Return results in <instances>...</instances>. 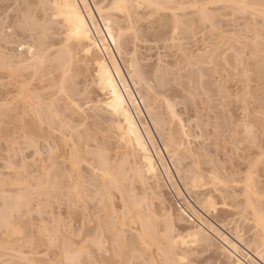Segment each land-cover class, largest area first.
<instances>
[{
  "label": "rangeland",
  "instance_id": "1",
  "mask_svg": "<svg viewBox=\"0 0 264 264\" xmlns=\"http://www.w3.org/2000/svg\"><path fill=\"white\" fill-rule=\"evenodd\" d=\"M24 1L0 0V181H2L0 182V209H3L2 207L6 208L7 205L5 206V204L8 201L12 202L11 200L16 199L15 197H17V195L19 196V193H21V196L23 194L22 197H25L26 195L24 196V194L27 189H24L28 186L29 191L32 193H28V195L26 196L27 204H24L25 206L27 205L26 208L22 206L21 208H19L20 210H16L17 213L19 212L18 215L17 213L13 212V214H11L12 217L10 214V218L8 217L10 221H12L13 225H15L20 230V232L16 234L14 233L15 235L9 233V236L8 231L10 230L7 231L5 228H3V226L0 227V264H65L63 261L66 260H64L62 252L66 250L65 247H67L68 249L67 244L69 245V243L71 245V249L69 250H73V246L76 248L83 247L84 249H87L86 251H91V253L87 252L89 255H91V258L93 255L101 261V264H105L106 260H103V257H107V262H109L108 256L109 258L111 257L113 247L111 246L112 244H110L111 241L109 242V240L111 239H107L111 237H108L107 234L106 237L104 232H101L103 230H107H100V228L97 227V223L99 226V221L103 220L104 223V220H107V222L108 220H111L110 222L114 223L117 229H122V234L124 236H128L130 238L132 236L134 238L135 236L133 235L137 236V233L141 229V219L135 217V213L138 212L139 215L150 218L153 221V229L156 232L155 236H158V238L161 237L159 238V240L162 238V240H164V233L168 232L165 231L168 224L165 223L164 225V222L167 221H165V219L163 221V215L165 216L166 209L165 207L164 209L163 206H170L169 208L172 209L173 212H171L174 213L173 215L176 219L177 214L175 213L179 212L180 208L186 209V207L188 206V202L189 205H193L199 212V214L196 213V216L194 217L195 214L190 213V210L188 211V209H186V211L189 212L188 214H190V216L193 214V217L191 216V218H193L194 223H198L197 218L199 219L201 215L200 218L202 219V223L203 219L204 221L212 223L218 230H220L221 233H225L224 235H226L231 241L234 240V242L237 243L240 249L244 251L243 253L246 259L245 262L248 260L246 262L247 264H253V262L254 264H256V262L257 264H264L262 260L254 255L255 253L253 254L254 248L251 249L253 252L249 250L252 245L250 247L246 245V247H248L247 250H249V253L247 252V250H245V244L247 242L245 244L243 243L245 241L241 242V239L243 240V238L239 237L238 235L243 234L242 237L244 236V239L250 240L252 239L251 237L256 238V236H258V233L262 234L263 232L262 237L264 238V231L262 229H258V227H261L262 225L264 226V203H258L264 202V192L260 194L257 193L264 191V31L262 30L263 28H261L264 27L262 25L264 18L255 10L256 7L258 8V10H260L261 7L262 9L260 11L262 12V10L264 9V0H262L263 2L261 0H255L254 3V0H247L248 2H251L248 7H251L253 10L248 7L246 8L247 10L245 8V10L243 8H241L240 10V8L236 6L239 3L236 4V2H233L235 0H173V3L172 0H160L163 2H160L158 0V2L162 4V6L161 4H159L161 7L142 4L141 7L137 9V13L135 12L134 14H132V16L134 17L131 16V21H123L125 19L122 20L123 25H128V28L126 27L127 25L124 26L128 31L127 33L131 35V37L130 35L127 36L130 37L129 43L131 42L130 44L128 43V50L126 49L127 53L129 54L128 56L130 57L131 54H133V58L136 56L137 58H135L138 59L139 65H142V69L146 71L149 83H152L154 86H152L151 84L150 85L152 87H155L152 88L153 91L155 90V92H151V94L153 93L152 95L154 96V93H156L157 91L156 94L158 95V98L157 96H154V98L158 99V101L156 99V103H158V105L160 106L159 108L166 114L167 117H170L169 109L166 107V102L163 99L165 96V99L168 98L173 105L175 104L173 106L175 112L177 113V115L179 114L178 117L180 116V120L183 119V121L186 123L185 124L183 122V124L185 125V129H188V131L186 129L187 138H182V140L184 139L183 145L186 144L185 147L188 146L191 152H195L194 154L192 152L193 155L190 154L193 156H190L191 159L187 157L188 162L186 159L185 163H189L188 166H190L191 164H193L192 162H196L194 160L199 161V164H197V166H192L194 170H197L195 168L199 165L200 167L198 168H200V170L202 169L204 175L199 182L201 183V185L199 184V188L197 187L195 190H209L212 196H210V193L206 194L207 196H210V198H208L212 200L213 203H209L210 205L207 203L208 206L213 205L214 209H212V207L203 206L206 208H204L205 210L203 209V207V210L200 209L201 206L198 203H195L194 199L196 197L192 192L191 194L188 193L189 191L187 192L183 190L184 187H182V184L179 180L178 184L180 183L179 187L181 186L180 190L183 193L181 195L182 197H179L180 195L177 196L178 194H174L176 192H174L173 190V193L172 191L168 193L169 189H167V186L161 188V192H164V197L166 198L165 200H167L165 202L166 204L164 203L165 205L159 204L160 202L155 199L156 197L154 198V195L152 197L150 193L147 194L145 188L143 191L138 183L133 182L130 184L129 180H121V178L118 180V187H109V191L111 192V196L109 195L110 199L102 198V194L100 193L101 191L98 187L99 185L97 186L96 184V186H94L95 182L93 180L96 179V176L93 175L92 178L95 177V179H92L90 178V174L88 179L85 178L87 173H85L86 169L84 167L87 168L86 172H88V175L89 173H92L91 169V172H89L88 167L91 168L92 166H94L96 168V156L94 157L95 154L93 153H91L92 155L87 153V155L89 154L88 157H86L87 155L83 153V156L86 155L84 156V160H87L88 158V160L90 159V163L88 160H85L87 163H82V161L84 160L81 161V166L83 169L81 170L84 173V176H82L80 182L84 181L83 178H85V181L84 183L81 182V187H79L78 184V188L81 189L80 191L78 190L79 192L76 191L77 189L75 190L73 188L75 191H69L68 194L59 193V186H61L59 184H57L59 190L53 188L56 191L53 193L51 192L50 195H45V192H41V190L43 191V189L44 191H46L48 185L46 186L47 188L45 187L43 189H40L44 182L40 186L39 183H37V181L39 182L38 179H40V177L44 176L45 174H50V172L52 171H49V168V172L46 173L47 170H45V174L42 171L45 168L47 169V167L44 168V166H48V161L49 167L51 168L52 166H50L51 161L50 159H48L49 155L47 153V150L51 147L47 148L48 146H46L47 144L45 143L48 140L49 142L51 140H53L52 142L57 141L56 139H58V136L63 135V133L61 132L63 131V127L61 128V130H58V128H56H60L59 121L63 120L67 115H69L72 110H77L76 108L75 110L74 107L71 106L74 105V103L80 105V110L81 108H86L87 110V106L89 107L92 101L96 103L97 100H100L97 98H101L103 96L101 94L99 95V92L96 91L97 89L94 86L93 88H91L92 80L89 81L90 79H92L91 68L87 70V68L90 67V64L87 61L79 59L82 56L77 57L79 54H81V52L78 53V55L74 54L76 57H72L77 58V62L75 61L77 63V66L75 62L73 63V59H71V63L70 61L69 63H64L66 61V57L63 58L65 60L61 59L63 60V63L59 62L60 64H63L64 67L65 64H68L72 67L70 69V72L68 73L67 71L70 68L69 66H66V68H69H67L68 70L65 68V71L63 65V68L61 67V65H59L61 70L63 69V71L68 73H66L67 75H65L64 72H61L59 68H54L59 64L58 62H52L53 60H57V58L53 59V57L59 50L58 49L56 51L54 48L57 49L61 46L54 47V45L56 44L60 45L58 44L59 42H54L56 41V37H54L56 35L54 34V36H52L54 37V39L51 37L54 41L51 40L48 35V41L51 40L52 45L54 42L53 50H55V52H51L52 45L50 46L49 43L46 42L47 33L49 34V32H46L45 29H42L46 33V36H43L42 33L44 35L45 33L41 31V28H43L45 23L47 24V22H45L44 24L42 23V26L40 24L41 27L38 26L34 30L31 29V32L22 31L17 27V23H19V21L23 22L25 17H32V15L36 13L35 11H33V8H40V5L37 6V4H35V6L32 3L34 5L33 7L30 0H27V2L26 0ZM14 2L15 4L17 3L19 8L14 4ZM201 4H205L202 9L205 8L206 12H208H203L205 13V15H208L209 13H211V15L212 13L213 15L216 14V16L214 15V17L212 18V20L208 19L211 18V16H206L207 19L203 21L204 18H202L201 21L199 17V14L201 13H197L198 10H196V7L197 9L201 8ZM29 5H31L33 8L29 7ZM179 6H182L183 8L179 9ZM29 11L33 12L30 13ZM26 12L29 13L27 14ZM183 12L185 13L184 15L182 14ZM38 13L39 11L36 13L37 18ZM39 16L42 17V15ZM39 18L38 20L40 21L41 18ZM176 18L179 19L177 20ZM15 22L17 25L15 24ZM41 22H44L43 18ZM5 24H7L9 28L13 27L14 32L12 31L11 33H6ZM54 28L52 26V29ZM52 29L51 27H49L51 33L52 31L54 33L55 30ZM37 31L41 32V34ZM37 33L39 36L37 35ZM33 34H35L34 37ZM36 36L37 38H35ZM40 37L41 39H44L43 43L45 42L48 47H51V50L47 49L48 47L46 48V45H44L45 43L43 44L45 46V51L44 46L41 43V45L43 46V51L45 53L41 50V45L38 47L41 40L38 43L35 41H37L36 39H40ZM57 37L59 36L57 35ZM29 42H35V44L37 43L38 45L36 44V46L39 48V51L41 50L42 53H44V56L46 54L52 56H48L49 60L48 58L43 59V62L40 63L41 65L44 64L43 67L40 66V64H36V66L32 65L31 67H25L23 65L15 64L14 61H16L20 56L25 55L26 51H28ZM22 43L24 45L23 50H21ZM48 50L49 52L47 53L46 51ZM52 53L54 54V56ZM215 55H217V58H215ZM201 57L203 58L202 60ZM210 57L212 58V60ZM49 62L55 63L56 66H54V64H50ZM85 62H87L89 65H85ZM214 63H216L214 65L215 68H212L208 72L209 66L211 67ZM47 65L49 66V68H46ZM200 66L204 67L206 70L203 71L204 68H202V70L197 73H201L199 75L200 78L198 79V75L194 77L195 74L193 75L191 71H193V69L194 71H196L195 69L199 68ZM207 66L208 68H206ZM40 67H42V69ZM200 69L201 67L198 70ZM213 69H215L216 71L214 72ZM59 70L60 77L63 78L64 76V81L61 80L62 78L60 79L62 83L65 82V77H67L71 81L69 83H66V85L68 84V86H64L65 83H63L62 85H60V83L58 84V82H60L59 75L56 73H58ZM88 71L91 74L90 77ZM206 71L208 72L207 75H205L204 73ZM210 71H213V73H210ZM52 72L55 74H53ZM46 73L50 75L48 76ZM53 76H55V78H53ZM49 77L53 78V81H51L52 78L50 80V82H53L51 84L48 81ZM56 77H58V80H56ZM192 77L194 79L196 78V81ZM54 81L56 83H54ZM47 82H49L51 86H48L49 84ZM61 86L65 87H63L64 91L62 90V93L60 89L62 88ZM47 87L50 89L51 87H54V89L56 87V91L52 88L56 92V94L53 90L50 91V89H48ZM57 87L60 88L58 89ZM67 87L69 88V90H66L68 89ZM59 90L60 95L57 93V91L59 92ZM66 91H69V93ZM18 93L21 94L19 95ZM49 93L51 94V96L53 94L55 96L58 94V97L61 96V99H57V96L55 99V101L57 100L59 101V103L52 102L54 100H52L51 98L50 101L48 98L50 96ZM93 93L94 96H97V98L92 97ZM35 95H39L40 97L33 98ZM46 95L49 96L46 97ZM54 95L52 96L53 99ZM66 95H69L70 97ZM67 97L71 99L68 98L66 101H64L65 99L62 100V98ZM91 97L95 99V101L92 100ZM39 98L42 99L40 100ZM43 98L44 101H42ZM35 99L36 102L39 100L42 101L43 104L45 103L43 105L42 102H38L41 103L42 108H46V104H48V107L52 110L51 111L49 109L50 114L53 113V109H55L56 111L59 108L57 111L60 114L63 113V116L58 115V113L56 112L55 116L58 119L55 118L54 114H51L53 120L52 123L50 122V120H48V118L47 120L49 121V123L48 121H45V119L40 121L42 122V124L39 122V120H37V124L36 119H33L34 115L31 113H36V109L41 110L42 108L40 109V107L38 106L40 104L36 103ZM45 100L47 102L49 100V102L56 103V105L61 104L62 106L66 104L64 102H67V105H69V107L67 105H65L67 106V108H65V106L62 107L61 105H58L59 107H56V105L52 103H50L52 105L50 107L49 103H47ZM61 100L63 104L61 103ZM70 100L72 102H70ZM33 101L37 105L34 104ZM13 102L17 104H14ZM12 104L16 109H12ZM53 105H55V107ZM31 107L33 108V111ZM61 108L65 109H62L60 112L59 110ZM68 108H70L71 111ZM89 109L90 107L88 108V110ZM14 110L16 113L14 112ZM49 110L46 109V111L48 112H45L49 113ZM80 110H77L76 112H80ZM90 110H84V113L82 112V115L85 114L87 116V118L85 116V121L89 124L91 122ZM11 111L16 114V118L15 114L13 115ZM67 112L69 113L67 114ZM87 112H90L89 115L87 114ZM42 113L44 114V112ZM50 114L47 115L50 116ZM47 115L45 116L47 117ZM29 116L32 118H30ZM59 116L61 118H59ZM169 117L168 119H170ZM14 118L15 121L13 120ZM19 118H21L22 120ZM53 118L57 120V123H54L55 121ZM177 118L173 119L175 122L174 124H171L172 127L176 125L178 121ZM27 120L28 122L33 123L35 121L36 125H38L37 127H41L42 129L44 128L43 131H38V129L40 128L36 130L40 135L38 133H35L36 131L30 133L26 130L27 128L29 130V127H27V125L24 123H27ZM44 121L45 123L47 122L46 125ZM16 123L19 124L20 128H22L21 126H23L25 130L21 129L20 132V128H17L18 126ZM39 123L42 126H39ZM11 124L13 125V127ZM47 124H49L48 127ZM176 126L178 127V125ZM176 126H174V128ZM52 129L57 130L52 131ZM22 130L27 131L29 134L35 133L29 135L27 132H25L29 136H31L29 137L30 139L33 137L32 139L35 140L30 141L25 137L26 134L23 135V137L22 133L24 134V132H22ZM45 130H49L48 134H46L47 131ZM18 131L19 134H17ZM65 131L67 132L66 129L63 132ZM42 132L44 133L43 137L41 135L43 134ZM36 134V137L33 136ZM45 134L49 136L46 137ZM54 134L57 135L55 136ZM52 135L53 137L51 139ZM64 135H66V133ZM37 137L39 139H37ZM65 138L67 137L65 136ZM184 141L186 142L185 144ZM30 142H33V145L30 144ZM49 142H47L49 146L53 145L52 142ZM91 144L93 146L91 150H93L95 148V145L91 142L89 147L91 146ZM109 145L111 153L117 151V148H115L118 147L117 144L110 143ZM89 147L87 149H89ZM53 150L55 149L53 148ZM196 152L197 154H195ZM89 156H93L92 158L94 159L95 164L93 163V159ZM45 157H47V162ZM195 157L197 159H195ZM59 159L60 158H57V160ZM88 163L91 165H87ZM50 175V177H52V174ZM213 175H215V180L212 179ZM41 178L42 181H44L43 177ZM49 180L47 179L45 180V182L48 183ZM93 182L94 185L92 184ZM246 188L250 189V192H248L249 199L251 200L253 206L254 204H257L255 205L257 208L254 206L253 209V207L251 208L249 206H246L244 194ZM64 190L65 189H62L60 190V192H64ZM149 190L147 191L149 192ZM50 191H52V189ZM150 191L152 192V190ZM231 193L233 194L231 195ZM257 195L258 197L260 196L263 199L256 200L258 198ZM101 198L104 200H102ZM184 199H187L186 201L188 202H184ZM24 200L25 199L23 198L22 203L24 202ZM132 200L141 202V208L132 209ZM10 202H8L7 204L13 205V203H15ZM260 204H262L263 206ZM258 205L263 209L258 210ZM256 209L258 210V212ZM3 210H0V212ZM151 210L154 212H150ZM254 212H256V214ZM179 213L182 214L181 212ZM184 216H186L185 218L188 220V222L185 218V220H180V223L177 222V224L180 225L178 226L177 224H175V228L177 229V231H184L183 228L185 227H183V230H181L182 225H187L188 227V225L193 224L192 220H190L187 215ZM0 217L2 219V212ZM257 218H261L262 220H257ZM113 220L115 222H113ZM260 220L262 221L261 226L258 225L260 224ZM24 222H27L29 224V226H27L29 229L27 230L28 232H23ZM103 223L100 222L101 228H104V226H102ZM204 224H206V222H204ZM13 225L12 227L14 228ZM256 227L257 230L255 229ZM177 231H173L172 234ZM172 234L170 233V235ZM236 234L237 238L239 237V239H235L234 236ZM168 237L169 236H167L165 240H168ZM212 237H214L213 239L215 240L212 241H219L218 243H221L220 245H224V243L218 240L217 237H215L214 235H212ZM137 238L138 237H136V239ZM10 239L11 245L8 244V242L10 243ZM13 239L15 241H13ZM186 239L188 241V247L185 250L187 251L186 255H184V250V252H182L178 248V250H180L178 251L180 255L183 254V258L180 257L181 260H174L175 262L172 261L174 258L177 259V256L175 255H169L171 257L170 258L168 255V257H166V255L162 254V258L165 256L166 261H168L167 258H170L169 260H171V263L168 261L170 264H217L221 263V260L223 262H226V259L223 258L222 254H220V258H218L219 255L216 256L217 252L218 254L220 253L218 250H216V253L214 254L213 248H211L213 252H210V249L204 250L203 248L205 247L202 248L200 246V243L195 244V242H192L191 238L188 237ZM92 240H95L96 243H100L96 244L94 241L93 244ZM252 243L253 242H251V244ZM100 245L103 246V250L101 249ZM216 245L220 246L217 243L215 244V246ZM131 250L132 251L130 252V258H132L131 262L133 264H150L147 254L140 253L139 250L134 248H132ZM87 253L78 254L87 255ZM155 253L159 255V257L158 255L156 257L159 260L161 258V252L155 251ZM247 253L253 258L250 257ZM78 254L76 256L72 251L67 255L73 257L75 255L74 258L77 259L75 261L76 263L80 261L77 257H83V262L89 259L88 255L86 256L88 259L84 260V256H78ZM95 257H93L94 263L100 264L99 262H96L97 260L95 259ZM165 257L163 258L164 260ZM216 258H218V260H215ZM118 260L119 257L116 256V262L114 261L115 263H110H121V259L119 261ZM82 261L79 264H81ZM90 261L92 264H94L92 262V259L87 261V263L90 264Z\"/></svg>",
  "mask_w": 264,
  "mask_h": 264
},
{
  "label": "bare ground",
  "instance_id": "2",
  "mask_svg": "<svg viewBox=\"0 0 264 264\" xmlns=\"http://www.w3.org/2000/svg\"><path fill=\"white\" fill-rule=\"evenodd\" d=\"M14 1H16V0H14ZM30 1H31V4L32 3L34 5L37 4V6L40 5L39 9H37L38 7H35V9H37V10H35L33 8L34 7L33 4H32L33 7L31 5H29V7H32L33 11H35L36 13L39 11L38 18L40 17L39 15H42V17H40L41 19L39 18L40 22H41L42 18L44 20V22H42L43 24L45 22H47V24L45 23V25H44L45 28L44 27L41 28L42 32H44V30H42V29H45L46 32L47 31L49 32V34L47 33L46 39L48 38V35H49L51 40H53L54 37H56V41H54V40L53 41L56 43L59 42L58 44H60V45H57V44L54 45V42H53L54 47H57V46L60 47L61 46L60 48H57V49L54 48L53 45L51 44V40L48 41V39H49L48 38L46 40V42H48L50 46L52 45V50H51L50 49L51 47H48V45L45 42H44L45 44L43 43V40L45 39L43 36H46V33L44 32L45 35L42 33V35H43L42 37L44 39L43 38L41 39V37H40V39H36L37 41H35L38 43L41 40L39 45L36 43L38 45V47L42 43V45L43 44L46 45V48L48 47L47 49L51 50V52H53V51L55 52V50L57 51L59 49L58 52L55 53L56 57L52 53L54 56L53 59L57 58V60H55V61L53 60L52 62H58V63L59 62L63 63V60H65V59L67 62L65 61L64 63H69V61L71 63V59H73L72 61L74 63L77 60V58H72V57H76L75 55H78V53L81 52L82 55L79 54L77 57L82 56L79 59H81L83 61H87L90 64V67L87 68V70L91 68L92 76L88 71V73L90 74L89 77L90 76L92 77V79L89 78L90 79L89 81L92 80V82H91L92 87L91 88H93V86H94L97 89L96 91L99 92V95L101 94L103 96V97H101L102 98L101 99L99 97L97 98V96H94V93L92 94V97H95V98L100 99V100L96 99L97 101H96V103H94L92 100L95 101V99H93L91 97L92 103L91 102L90 103H91V105L94 103L93 104L94 106L92 105L93 106L92 107L89 104L90 105L89 107L91 109V110L89 109L91 111V113L89 112L90 117H91L90 124L85 121L86 115L85 114H83L84 116L82 115V112L84 113V110L89 111L88 110L89 107L87 106V110H86V108L85 109L81 108V110H82L81 111L80 105H79V108H76V109L80 110V112L79 111L76 112L77 110L75 108L74 109L76 111H74V110L71 111L70 108H68L71 112L66 117L64 116L66 119L64 117H63L64 119L62 118L63 120L60 119L61 120V121H59L60 125L58 122V125L60 126V128L56 127V125H55V127L58 128V130H61V128L63 127L62 130L64 131L66 129L67 132L61 131L63 133V135L65 133H66V135L63 136L62 134H60L63 137L58 136V139H56L54 137L57 140V141H54L55 144H54V142H52L53 140L50 141L53 143L54 146L48 145L47 142H49V140L48 141L46 140L47 142L45 141L46 142L45 144H47L46 146H48L47 148L51 147V148H49L50 152L48 149L47 153L49 155L48 159H50V161H51L50 166L51 165L52 166H51V168L49 167V161H48V164H47L48 166H44V168L47 167V169L45 168L42 171L44 173L45 170H47L46 171V173H47L50 170H52L54 173L52 171L50 172V174H52V177H50L51 175L49 173H48V175H46L45 173H44L45 175L41 174V175H44L45 177L41 176V177H43L44 181H42L41 177H40L41 180L38 179L39 182L37 181V183H39L40 186L44 182V184L41 186L40 189H43L48 185V188L46 187L48 192L46 189H45L46 191H44V189H43V191L41 190V192H43V193L45 192L46 193L45 195H50L51 192L53 193L59 189L60 190L65 189L66 190V192H65V190H64V192L63 191L60 192V190H59V193H67V194L69 193V191H75L76 189H77L76 191H78V190L80 191L81 189L78 188V184H79V187L82 186V184H81L82 181L80 182V180L82 179V176H84L83 175L84 173L82 172L83 169L81 166L82 165L81 161L84 160V158H85L84 156H86L87 153H89V154L93 153V154H95L94 157L96 156L95 161H96V168L97 169L94 166H92L91 168L88 167L89 172L92 171V173H89V175H88V172H86L87 168L84 167V165H83V167L86 169V171L85 170L84 171H85V173H87L85 178L88 179L90 174H91L90 178H92L93 175L96 176V179H95V177L92 178V179H95V180H93L95 182V185H94V182L92 184L94 186H96V184H97V186L99 185L98 187H99V190L101 191V192L100 191L99 192L102 194L101 197L104 199H110L109 195L111 196V192L109 191V189H110L109 187H118V182H119L118 180L121 178V180H129L130 184L133 182L138 183L139 186L143 189V191L145 188L147 194L150 193L152 195V197L154 195V198L156 197L155 199H157L158 202H160L159 204H163V205L166 204L165 202L167 200H165L166 198L164 197L165 196L164 192L163 191H162L163 193L161 192V188L166 187V186H167V189L170 190V191L168 190V193L173 190L174 192H176L174 194H176V195L178 194L177 196L180 195L179 197H182L181 195L183 193L180 190L181 186L179 187L180 183L182 184V187H184L183 190H185L187 192L189 191L188 193H191V192L193 193V195L196 197L194 199L195 203H198L201 206V208H200L197 205L200 209H202L203 206L207 207L209 203L213 204L212 200L209 199L211 196V193L209 190H207V191L198 190V189L195 190L197 187L199 188V184L201 185V183H199V182H200L202 176L204 175V173H203L202 169L200 170V168H198V167H200L199 165H198V167L195 168L197 170H194V168H193V166L195 167V165L197 166V164H199L198 160L192 159L196 162L191 161L193 164H191L190 166H188L189 163H185L187 157H189V159H191L190 156L193 157L192 155L194 154L195 151L194 152L192 151L193 152V154H192V152L190 151L188 146L185 147V145H186L185 141H184L185 145H183V140L185 138H187L186 135H187L188 129L186 128L187 129V131H186L185 125L183 124V122H184L183 119H181L182 120L181 121L179 118L180 116L178 117L179 114L177 115V113L175 112V109L173 108V106L175 104L173 105L169 101L170 99H168V98L165 99V96H164L163 99L165 100L166 107L169 109V113H170V117L168 116L170 119H168L166 114L164 112H162L161 109L159 108L160 106L158 105V103H156V99L158 98V95L156 94L157 91H156V93H154L155 94L154 96H157L156 99L152 95L153 93L151 94V92H155V90L153 91V89H152L155 87H152L154 85L152 83H149L146 71H144V69H142L143 68V67H141L142 65H139L138 59H136L137 57L135 56L136 58L135 57L133 58V56H132L133 54H131L129 57L128 56L129 54L126 51L131 35L128 34L127 33L128 31L126 30V27L128 28V25L126 24L127 25L126 26L124 24L126 26L125 27L122 24V20L125 19L123 21H128V20L131 21L132 14H134L137 11V9H139L141 7L142 4L159 7L160 6L159 4H161V3H159L158 0H30ZM26 2H27V0H26ZM160 2H163V1H160ZM233 2L234 3L236 2V4L244 3V4H247V6H249L251 4V2H248L247 0H235ZM254 2H255V0L253 1V3ZM38 3H40V4H38ZM172 3H173V0H172ZM14 4H15V2H14ZM29 4H30V2H29ZM15 5H17V3ZM21 5H23V4H21ZM204 5L205 4H203V5L201 4L200 9H197V7H196V10H198L197 13L198 12L201 13V14H199L201 21H202V18H204L203 21L206 20L207 19L206 16H208V17L211 16V18H208V19L212 20V18L214 17V15L216 16V14L213 15V13H212V15H211V13H209L208 15L207 14L205 15V13H208V12H206L205 8L202 9V7H204ZM161 6H162V4H161ZM170 6H172V5H170ZM17 7H18V5H17ZM180 8H183V7L179 6V9ZM238 8H240V7H238ZM248 8L252 9L251 7H248ZM172 9H173V7H172ZM261 9L262 8L260 7V10ZM240 10H241V8H240ZM255 10L258 12L259 15H261L260 14L261 11L258 10L257 7ZM33 11H29V12L31 13ZM262 11H264V9ZM184 12L182 13L183 15L185 14ZM203 12H205V13H203ZM253 12H255V11H253ZM36 13L33 15L31 14L32 17H34V16L36 17ZM29 17H31V16H29ZM132 17H134V16H132ZM263 18H264V16H263ZM42 23H40L41 26H42ZM15 24H16V22H15ZM48 24L52 25L53 28L54 27L55 28L52 29V26H49ZM46 25H47V27H46ZM262 25L264 26V20L262 22ZM48 26L51 27L52 30H55L54 33L52 31L53 34L49 30ZM47 28H48V30H47ZM261 28H263L262 30L264 31V27H261ZM28 31H30V30H28ZM38 33L41 34V32H38ZM38 33H37V35H38ZM54 34L56 36H54ZM34 35L35 34H33V37H34ZM57 35L59 37H57ZM129 35H130V37H127ZM52 36H54V37H52ZM11 38H13V37H11ZM35 38H37V36ZM35 38H33V39H35ZM35 42H33V43L29 42L28 51H26L25 55L20 56L16 61H14L15 64L23 65L25 67L26 66L31 67L32 65L36 66V64L42 63L43 59H45V58L46 59L48 58V60H49L48 56H51V55L46 54L45 55L46 57L44 56L45 46L43 45L44 51H43V46L42 45L40 46V47H42L41 50L44 52V53H42L41 50L39 51V48L36 46ZM30 48H34L35 51L30 52L29 51ZM53 48L55 50H53ZM49 50L46 52L48 53ZM213 52H214V50H213ZM57 55L59 58L57 57ZM64 57H66V58L63 59ZM202 57H201V60L204 58V57L203 58ZM213 58H214V56H213ZM215 58H217V55H215ZM61 59H63V60H61ZM211 60H212V58H211ZM50 61H51V59H50ZM87 62H85L86 63L85 65L88 64ZM11 63H12V61H11ZM49 63L54 64V66H56L55 63H51V62H49ZM73 63H72V65H73ZM215 64L216 63H214L211 67L209 66L208 72L212 68H215L214 67ZM43 65L40 64V66H42V67H43ZM59 65H61V67H62L63 64L59 63L54 68L60 69ZM66 66H69V65L65 64V67L63 65L64 69L66 68ZM76 66H77V63H76ZM42 67H40V68L42 69ZM69 67H67V68H69V70L66 68L68 70L67 71L68 73L70 72V69L72 68L71 66H69ZM200 67H201V69L198 70ZM200 67L195 69L197 72L194 71V69H193V71H191L193 75L195 74L194 77H196L198 75L197 76L198 79L200 78L199 75L201 73L200 74H197V73L199 71H201L202 68H204L202 66H200ZM46 68H49V66L47 65ZM206 68H208V66ZM66 69H65V71H66ZM50 70H52V69H50ZM60 70L58 71V73H56L59 75V81L60 82H58V84L60 83V85H62L63 83H65L64 84V86H65L66 83H69L71 81L67 77H65L66 78L65 82L62 83L61 80H63L64 76H63V78L60 77V74H59ZM190 70H192V69H190ZM205 70L206 69L204 68L203 71H205ZM65 71H63V69L61 70V72H64V74L67 75L68 73ZM213 71L215 72L216 70L213 69ZM213 71H210V73H213ZM48 72H49V70H48ZM208 72L207 71L204 72L205 75H207ZM53 74H55V73H53ZM43 75H45V74H43ZM58 75H56V76H58ZM202 75H203V72H202ZM68 77H69V75H68ZM51 78L52 77H49V80H48L49 82H50ZM53 78H55V76H53ZM53 78L51 81H53ZM57 78L58 77H56V80H58ZM194 80L196 81V78ZM55 81H54V83L57 82V81L56 82ZM49 82H47V83L49 84ZM51 83H53V82H50V84ZM50 84L48 86H51ZM64 86H61L62 88L59 87L61 89V93L64 91V88H65ZM66 86H68V84ZM52 88L54 89V87H51V89L50 88H48V89H50V91H51V90H53ZM48 89H47V92H48ZM36 90H38V89H36ZM54 90L56 91V87ZM66 90H69V88ZM66 92L69 93V91H66ZM57 93L59 94L60 90H59V92L57 91ZM55 94H56V92H55ZM58 94L56 95L57 99H59V98L61 99V96L58 97ZM95 95H96V92H95ZM48 96L49 95H46V97H48ZM50 96H51V94H50ZM50 96L48 97L50 101L52 99V100H54L52 102H58L59 103V101H57V100L55 101V99H56L55 95H54V99L52 96L51 97ZM66 96H69V95H66ZM35 97H40V96L35 95L33 98H35ZM69 97L62 98V100L65 99L64 101H66ZM19 99H20V97H19ZM69 99H71V98H69ZM49 100H48V102L46 100L45 101L47 103H49V106L51 107L52 105L50 103H52V102H49ZM62 100H61V103L63 104ZM42 101H44V98ZM42 101L38 100L36 102V99H35L36 103L42 102ZM157 101H158V99H157ZM35 102H34V104H36ZM73 102H74V100H73ZM64 103H66L65 105H67V102H64ZM14 104H17V103H14ZM38 104L41 105V103H38ZM42 104H43V102H42ZM52 104L56 105V103H52ZM40 105H38V106L41 109L42 105L41 106ZM55 105H53V106L55 107ZM58 105H61V104H58ZM58 105H56V107H59ZM11 106L13 107V108L11 107L12 109H16V108H14L13 104ZM46 106L48 107V104H46ZM64 106H62V107H64ZM67 106L69 107V105H67ZM67 106H65V108H67ZM71 106H73V105H71ZM15 107H16V105H15ZM47 107L42 108L41 109L42 111L39 109H36L37 110L36 113L32 112L31 114L34 115V116L32 115L34 117L33 119H36V121L39 120V122L46 119L45 121L50 120V122L52 123L53 120H52L51 114L52 115L54 114V116H55L56 112L58 113L57 110L59 108L58 109L56 108L57 109L56 111H55V109L52 108L53 113L50 114L51 108H49V107L47 108ZM31 109L33 111L32 107H31ZM43 109H45V110H43ZM46 109H48V110L50 109L49 113H46V112H48V111H46ZM62 109L63 108H61L59 111L61 112ZM28 111H30V110H28ZM14 112H15V110H14ZM34 112H35V109H34ZM42 112H44V114ZM65 112H66V110H65ZM6 113H8V112H6ZM15 113L12 112L13 115ZM68 113L69 112H67V114ZM89 113L87 112L88 115H89ZM47 114H50V116H48ZM20 115H21V113H20ZM45 115H47V117ZM58 115L63 116V113L62 114L58 113ZM18 117H17V119H18ZM15 118H16V114H15ZM15 118L13 119L14 121H15ZM27 118H28V116H27ZM30 118H32V117H30ZM55 118L58 119L56 116H55ZM59 118H61V117L59 116ZM86 118H87V116H86ZM174 118H177V120H178L176 123V125H178V127L176 125H174L178 129L176 127L174 128V126L173 127L171 126V124L172 123L174 124V122H175L173 120ZM19 119H21V118H19ZM30 120H32V119H30ZM45 121H44V123H45ZM54 121H55L54 123H57L56 122L57 120L54 119ZM20 123H22V122H20ZM24 123L27 125V127H29V130H28V128L26 130L29 131L30 133L35 132L38 128H40V129H38V131L39 130L43 131V129H44V128L42 129L41 127H37L38 125H36L35 121L33 123V122H28V120H27V123L26 122H24ZM40 123L42 124V122H40ZM40 123H39V126L41 125ZM46 123H45V125H46ZM48 123H49V121H48ZM51 123H50V127H51ZM16 124H14V125H16ZM37 124H38V121H37ZM48 125L49 124H47V127H48ZM52 125H54V124H52ZM17 126H18L17 128H20L19 124H17ZM12 127H13V125H12ZM21 127L22 128H20V132H21V129H24L23 126H21ZM53 128H54V126H53ZM30 129H31V131H30ZM49 129H51V128H49ZM24 130H22V132H24V134L22 133V136L26 134L25 137L28 138L30 141L35 140V139H32L33 137L30 139L29 137H31V136H29V135L38 133L37 131L35 133L29 134L27 131H24ZM56 130L52 129V131H56ZM45 131H47L46 134H48L49 130H45ZM45 131H44V133H45ZM13 132H14V130H13ZM25 132H27L29 135ZM44 133L41 134L42 137L44 136ZM49 133H51V132H49ZM57 133H59V132H57ZM17 134H19V131ZM46 134H45L46 137L49 136ZM20 135H18V136H20ZM33 136L36 137L37 134L33 135ZM65 136L67 138H65ZM52 137H53V135L51 136V139H52ZM183 137H184V139L182 140ZM37 139H39V138L37 137ZM33 142H35V141H33ZM36 142H37V140H36ZM43 142H44V140H43ZM91 142L95 145V148L93 150H91L93 148L92 144L89 147ZM32 143L30 142V144H32ZM110 143H115L118 145V147H115V148H117V151H114L113 153H111V150L109 147ZM52 146L55 150H53ZM183 146H184V150H183ZM88 147H89V149H87ZM83 153H85L86 155L83 156ZM190 154H192V155H190ZM195 154H197V152ZM88 155L86 157H88ZM89 157H91V156H89ZM45 158H46V162H47V157H45ZM57 158H60V159L57 160ZM195 159H197V158L195 157ZM85 160L82 161V163L83 162L87 163L86 161L88 160V158L86 161ZM88 161L90 163V159ZM187 162H188V159H187ZM189 162H190V160H189ZM89 163L87 165H91ZM93 163H94V159H93ZM191 167H192V169H191ZM48 168H49V171H48ZM90 169H91V171H90ZM210 173H211V171H210ZM47 176L50 177L51 179L48 178ZM85 178H83L84 181H85ZM47 179L48 180L50 179L48 181V183L45 182V180H47ZM212 179H214V180L216 179L215 175H213ZM178 180L180 181L179 184H178V182H179ZM84 181L82 183H84ZM0 182H2V181H0ZM57 184L61 185V186H59L60 188L57 186ZM28 187L24 189V190L27 189L26 190L27 193L25 192L24 196L25 195L27 196L28 193H30V194L32 193L29 191ZM50 188L52 189V191H50L51 190ZM53 188L56 190H54ZM149 189L152 190V192ZM147 190H149V192ZM49 191H50V193H49ZM173 191H172V193H173ZM248 192H250V189L246 188L244 191L245 204H246V206H249L251 208L253 207V209H254V206L257 204H254V206H253L251 200L249 199ZM263 192L264 191L257 192V193L260 194ZM209 193H210V196H207L206 194H209ZM19 194L20 195L19 196L17 195V197H15L16 199H14L16 201L11 200L12 202H15V203H13V205L10 204L12 202L8 201V202H10L9 203L10 205H8L7 204L8 202H7L5 204V206L7 205L6 208L2 207L4 210L0 209V210H3V211H1L2 212V219L0 217V220H1L0 221V225H1L0 227L3 226V228H5L7 231L10 230V231H8V234L10 233V234L15 235L16 233L20 232V230L15 225H13L12 221H10V219H9L10 218L9 216L11 214H13V212L17 213L16 212L17 209L21 208L22 206H24L26 208V206H27V205L26 206L24 205V204H27V197L26 196L22 197L23 194H22V196H21V193H19ZM232 194L233 193H231V195ZM8 196H10V195H8ZM263 196H264V194H263ZM257 197H258V195H257ZM259 197L256 200L263 199V198H261V197L259 198ZM23 198L25 200L22 203ZM104 199H102V200H104ZM186 200L184 199L183 201L185 202ZM186 202H188V201H186ZM258 203L263 204L264 202H258ZM176 204H177V202H176ZM205 204H207V205H205ZM262 204H260V205H262ZM183 206H185V205H183ZM192 206L193 205H191V204L189 205V202H188V206H187L188 208L186 207V209H188V211L190 210L189 211L190 213L195 214L194 215V217H195L196 213L199 214V212L195 209L194 206L193 207ZM169 207H167V205L163 206V208L165 209V216L163 215V221H164V219H165V221H167V222H164V225H165V223L168 224V226L166 224L167 227L164 226V227H166L165 231H168V232L164 233V236H165L164 240H162L163 238L159 240V238H161V237L158 238V236H155L156 232L153 229V224H152L153 221L150 218L139 215L138 212L135 213V217L141 219V229L137 233V236L133 235V236H135L134 238L132 236H131V238L128 236H124L122 234V232H123L122 229H117L115 224L110 222L111 220L110 221L108 220V222H107V220H104L105 224H107V223L109 224V222H110L109 225L108 224L105 225L103 223V220L101 219L102 221H99V226L97 223V227L100 228V230H103V229L107 230V231L103 230L101 232H104L105 236L107 234L108 237H111V238H107V239L108 240L111 239V240H109V242L111 241L110 244H112L111 246L113 247V249L111 247V249L113 250V252L111 253V257L109 258V256H108L109 262H107V257H105V258L103 257V260H106V262L104 261L105 264L106 263L109 264L110 262L115 263L116 262L115 261L116 256L119 257V260L121 259L120 260L121 263L119 262V264H131L132 258H130V255H131L130 252L132 251L131 250L132 248L139 250L140 253L147 254V257H148V260L150 261V264H165L168 261L171 263V260H169L171 258L170 256H174V255L177 256L178 260L173 257L174 259L172 261H174V260L179 261V260H181L180 257L183 258V256H182L183 254L180 255V253L178 251L181 250L182 252H184L187 249L188 241L186 238H188V237L191 238L192 242H195V244L200 243L201 245L200 244L199 245L202 248L205 247L206 249L203 248L204 250L210 249V252L214 251L213 252L214 254L216 253L215 251L218 250L220 253L218 254V252H217L216 256L219 255L218 258H220V254H222L223 258L226 259V262H223L221 260V263L216 262L217 264H227V263L228 264H247L246 262L248 260L245 262L246 259H245V255L243 253L244 251H242L240 249V247L237 245V243L234 242V240L231 241L226 235H224L225 233L224 234L221 233L220 230H218L212 223L204 221V219H203V223H202V219L200 218L201 215H200L199 219L197 218L198 223H194L193 218H191V216L193 214L190 216V214H188L189 212L186 211V209H181L180 207H179L180 211L179 210L178 211L181 212L183 215L180 214L179 212H177V213H175V214H177V218L175 219L174 215H173L174 213H172L173 211ZM205 207H203V209ZM208 207H212V209H214L213 205L208 206ZM258 207H259V205H258ZM131 208L132 209H134V208L140 209L141 208V202H139L137 200L136 201L132 200L131 201ZM261 209H263V208L259 207L258 210H261ZM152 210L150 212H154ZM258 210H257V212H258ZM1 212H0V215H1ZM254 213L256 214V212H254ZM259 213H261V212H259ZM18 214H19V212L17 213V215ZM178 214H180V215H178ZM255 214H254V217H255ZM184 215H187L188 218H190V220H192L193 224L188 225V227H187V225H184V226L182 225L181 230L184 229V231H177V229L175 228V226H176L175 224H177V222H179L180 220H185L186 216H184ZM197 216H199V215H197ZM11 217H12V215H11ZM259 219H261V218H257V220H259ZM262 219H263V217H262ZM261 220L259 221L260 224H258L260 226L262 225ZM175 221H176V223H175ZM186 221L188 222L187 219H186ZM100 222L103 223L102 226H104V228H101ZM113 222H115V221L113 220ZM204 222H206V224H204ZM259 222H257V223H259ZM10 224H11V227H10ZM12 225L14 226V228L12 227ZM24 225H26V226H24ZM177 225L180 226L179 224H177ZM27 226H29V224L27 222L26 223L24 222V224H23L24 230L22 229L23 232H28L27 230H29V229ZM262 226L258 227V229H260V230L262 229L264 231V226H263V228H262ZM24 227H26V228H24ZM183 227H185V228H183ZM174 228H175V230H174ZM255 229L257 230V227ZM173 231H177V232L172 234ZM170 233L172 235H170ZM10 234H9V236H10ZM262 234H263V232H262ZM262 234L258 233V236H256V238L251 237L252 239H250V240L244 239V236L242 237L243 234L242 235L238 234V235H239V237L243 238V240L240 238L241 242L245 241V242H243L244 244L247 242L245 244V247H246V245H248L249 247L252 245L251 248H249V250L252 251L251 249L254 248L253 249L254 252L252 251L253 254L255 253L254 255H256V257H258L260 260H262V262H264V238L262 237L263 236ZM212 235L217 237V239L220 240L222 243H224L225 246L220 245L221 243H218L219 241L214 242L215 240L213 239L214 237H212ZM167 236H169L168 240L167 239L165 240V238H167ZM136 237H138V238L136 239ZM234 237H235V239H239V237L237 238V234ZM248 239H249V237H248ZM212 240H214V241H212ZM13 241H15V240L13 239ZM94 241L95 240H92L93 244H94ZM251 242H253V243L251 244ZM95 243H96V241H95ZM216 243L219 244L220 246L216 245V246H218V247H216L215 246ZM243 243H242V245H243ZM8 244L11 245V239H10V243L8 242ZM67 246H68V249H67V247H65L66 250H64L62 252L64 260H66V261H63L65 264H79L83 260L82 259L83 257L82 258L77 257V258H79L78 260H80V261L76 263L75 261L77 259L74 258L75 255L77 256L78 253H87V252L91 253V251H86L87 249H84L83 247H77L76 248L73 246L72 248H74V249L69 250V249H71L70 243H69V245L67 244ZM178 248L180 250H178ZM211 248H213V251L211 250ZM247 249H248V247L245 248V250H247ZM249 250H247V252ZM66 251H67V253H66ZM72 251H73V253H75L74 257L68 256L67 254L71 253ZM155 251L161 252L160 253L161 258L163 255H166V257H168L170 255L169 256L170 258H167L168 261H166V257L164 256L165 260L163 259L164 258L163 257L162 258L163 260L160 258L162 261L159 259L160 260V262H159V260L156 258L158 254H156ZM186 252L187 251L184 252L185 253L184 255H186ZM88 253H87V255H88L89 259L86 257L87 256L86 254H84V255L78 254V256L79 255L84 256V260L88 259L84 262L82 261L83 264L84 263L88 264L87 261H89L91 259H92V262L94 263L93 257H95V256L92 255V258H91L90 257L91 255H89ZM247 254H246V257H247ZM158 257H159V255H158ZM250 257H252V256H250ZM184 258H185V256H184ZM218 258H216L215 260H218ZM95 259L97 260V261L95 260L96 262H99V263L101 262L96 257H95ZM109 259H111V260H109ZM249 259H251V258H249ZM259 259H257V260H259ZM89 263L92 264L91 261ZM250 264H252V263H250ZM253 264H254V262H253ZM256 264H257V262H256Z\"/></svg>",
  "mask_w": 264,
  "mask_h": 264
},
{
  "label": "snow or ice",
  "instance_id": "3",
  "mask_svg": "<svg viewBox=\"0 0 264 264\" xmlns=\"http://www.w3.org/2000/svg\"><path fill=\"white\" fill-rule=\"evenodd\" d=\"M237 7H240V8H247V4H244V3H240L238 5H236ZM207 7V6H205ZM261 15L264 16V11L261 12ZM40 21H38L37 18L35 17H25L24 21L23 22H19L17 27L22 30V31H28V30H31V29H34V28H37L39 25H40ZM5 31L6 33H11L13 31V28H9L7 26V24H5ZM24 48V45L23 43L21 44V50H23ZM30 52H34L35 49L34 48H30L29 49ZM71 102V101H70ZM74 108H79V105L78 104H74L73 105ZM101 249L103 250V246L100 245Z\"/></svg>",
  "mask_w": 264,
  "mask_h": 264
}]
</instances>
